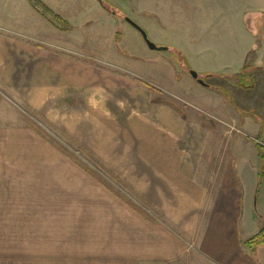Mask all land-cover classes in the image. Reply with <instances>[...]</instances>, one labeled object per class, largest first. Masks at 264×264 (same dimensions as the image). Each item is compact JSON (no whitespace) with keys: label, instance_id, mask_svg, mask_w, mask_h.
Segmentation results:
<instances>
[{"label":"crops","instance_id":"1","mask_svg":"<svg viewBox=\"0 0 264 264\" xmlns=\"http://www.w3.org/2000/svg\"><path fill=\"white\" fill-rule=\"evenodd\" d=\"M153 4L144 0V10L160 13L162 8ZM38 14L34 23L0 28V141L5 142L0 144V186L10 188L3 182L23 180L31 171L34 195L45 197L43 203L55 210L64 200L66 209L68 194L61 190L62 179L53 175L66 163L72 174L64 179L73 178L75 170L86 202L96 198L110 211L102 232L105 249L125 263L264 264V243L255 249L244 244L264 224V149L251 139L264 140V61L256 72L260 97L255 104L242 102L240 116L225 99L227 105L220 106L227 119L219 118L185 100L183 105L166 101L164 92L136 71L90 61L77 50L83 40L65 35L70 31L58 30ZM218 18L230 21L226 13ZM247 34L250 39L236 62L201 74L229 77L240 71L248 52L256 49L253 32ZM101 37L104 42L87 44L84 52L120 62L125 57L120 32L109 25ZM55 39L64 44L57 46ZM25 108L61 124L108 171L125 173L134 195L121 199L88 170L52 152L35 125L26 123ZM89 182L95 184L94 199L88 196ZM113 201L116 209L108 206ZM80 210L83 226L90 215L85 205ZM9 212L17 214L16 208Z\"/></svg>","mask_w":264,"mask_h":264},{"label":"rangeland","instance_id":"2","mask_svg":"<svg viewBox=\"0 0 264 264\" xmlns=\"http://www.w3.org/2000/svg\"><path fill=\"white\" fill-rule=\"evenodd\" d=\"M34 1L44 3L51 11L61 15L67 28L45 18L58 30L70 31L65 35L83 40L82 49L77 50L87 54L90 61L124 73L136 71L162 90L164 99L170 103L183 105L185 100L201 112L227 119L220 103H231L241 116L244 113L239 110L242 102L255 104V99L260 97L256 67L264 61L259 56L264 57V9L257 8V5L264 7V0H153L154 6L162 8L160 13L145 11L144 0H0V28L18 27V21L34 23L36 14L40 13L34 8ZM243 11H247L244 20L240 19ZM225 13L230 20L227 24L221 18L216 19ZM125 17L142 27L154 44L168 49L148 48L141 34ZM109 25H113L121 34V46L124 48L121 53L125 56L121 58L123 62L97 51L84 52L87 44L104 42L100 34L103 32L107 36ZM249 29L256 38V49L248 52L242 69L248 66L247 71H251L252 75L235 77L233 73L229 77H207L201 74L206 68L236 62L250 39L247 34ZM58 41L55 39L52 42L57 46L64 44ZM257 46L261 49H257ZM191 69L207 85L198 83L190 75ZM214 87H218V90ZM223 90L228 97L221 96ZM217 103L219 108L216 107ZM22 113L26 123H33L40 138L52 146V152L64 154L78 168L88 170L121 199L134 195L123 177L125 173L108 171L61 124L51 122L32 109H22ZM211 114L209 116L213 118ZM0 144L5 142L0 141ZM63 165H59L53 175L62 179L64 186L61 190L68 194L66 197L70 206L66 209L65 206L69 204L64 200L55 205V210L51 208L53 205L43 203L45 197L39 199L34 195L31 171H25L23 180L11 177L3 182L10 188L0 186V264H127L105 249L106 238L102 232L108 226L111 213L93 196L91 191H95V184L89 182L92 187L87 190L88 196L95 199L86 202V194L79 189L81 176L73 170V178L65 180L63 175H71L72 172L66 170V163ZM83 205L90 219L82 226L80 209ZM108 206L113 209L118 207L114 201L109 202ZM15 208L18 218L9 212Z\"/></svg>","mask_w":264,"mask_h":264},{"label":"trees","instance_id":"3","mask_svg":"<svg viewBox=\"0 0 264 264\" xmlns=\"http://www.w3.org/2000/svg\"><path fill=\"white\" fill-rule=\"evenodd\" d=\"M33 5H34V8L37 9L44 17L48 18L49 20L54 22L56 25L60 24L61 26H64V28H67L66 21L64 19H62L58 14L54 13L48 7H46V5H44V3L40 2V1H34ZM247 68H248V66H244L243 69H241L238 72H235L234 73L235 77L240 76V75L241 76L242 75H245V76L246 75H248V76L252 75L253 73L251 71L250 72L247 71ZM261 69H262V67H260V66L256 67L257 71H260ZM207 77H210V76H207ZM247 87H251V85H247ZM216 88H218V87H216ZM221 92L224 95H228L225 90H223ZM263 243H264V224L257 233H255L249 239L244 241V244L246 246H248L249 248H253V247L258 246V245L263 244Z\"/></svg>","mask_w":264,"mask_h":264},{"label":"water","instance_id":"4","mask_svg":"<svg viewBox=\"0 0 264 264\" xmlns=\"http://www.w3.org/2000/svg\"><path fill=\"white\" fill-rule=\"evenodd\" d=\"M125 20L132 25L142 36L143 40L145 41V43L147 44L148 48L150 49H161V50H166L167 47L166 46H158L156 44H154L147 36L146 31L140 27L139 25H137L133 20H131L128 17H125ZM190 75L197 80L198 83H200L201 85H207L206 81H204V79H202L199 74L195 71V70H190L189 71Z\"/></svg>","mask_w":264,"mask_h":264},{"label":"built area","instance_id":"5","mask_svg":"<svg viewBox=\"0 0 264 264\" xmlns=\"http://www.w3.org/2000/svg\"><path fill=\"white\" fill-rule=\"evenodd\" d=\"M251 139L256 143L258 144L259 147L263 148L264 149V140L263 139H260L256 136H252Z\"/></svg>","mask_w":264,"mask_h":264}]
</instances>
